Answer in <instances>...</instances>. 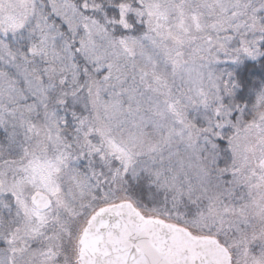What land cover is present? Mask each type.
<instances>
[{
  "label": "snow or ice",
  "instance_id": "obj_1",
  "mask_svg": "<svg viewBox=\"0 0 264 264\" xmlns=\"http://www.w3.org/2000/svg\"><path fill=\"white\" fill-rule=\"evenodd\" d=\"M0 264H264V0H0Z\"/></svg>",
  "mask_w": 264,
  "mask_h": 264
}]
</instances>
